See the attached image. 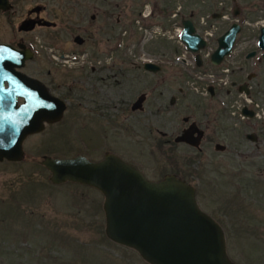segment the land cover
<instances>
[{
	"label": "rangeland",
	"instance_id": "obj_1",
	"mask_svg": "<svg viewBox=\"0 0 264 264\" xmlns=\"http://www.w3.org/2000/svg\"><path fill=\"white\" fill-rule=\"evenodd\" d=\"M36 3L46 4L49 10L57 8V0H20L17 10L0 15V40H27L33 36L46 40L45 28L30 33L18 29ZM145 5L153 11L149 17L143 15ZM98 6L101 34L104 38L112 34L117 44L113 59L104 58L103 62L113 66L112 75L120 67L129 73L125 97L134 101L142 92L149 94L145 111L148 139L142 143L151 165L149 174L155 175L153 164L157 161L178 162L182 168H190L188 181L196 188L200 206L223 226L230 259L238 264H259L258 260L264 264V59L258 46L264 25V0H98ZM237 7L240 13L235 15ZM89 8L90 12L97 11ZM109 11L114 13L108 20L104 13ZM43 15L47 16L46 12ZM182 17L201 21L214 32L208 49L212 53L220 35L234 22L242 25L233 52L222 65L206 61L204 66H194L191 54L175 36L176 23H181ZM158 28L163 35L153 33ZM41 49L42 55L48 52L46 47ZM253 50L258 51L257 55L247 58ZM124 56L127 60L122 59ZM146 60L162 65V70H145ZM84 63L90 65L87 60H58L57 76L78 80ZM208 74L215 78L208 80ZM124 80L122 75L113 77L116 103ZM209 83L217 85L219 97L205 94ZM243 83L250 86V94L238 90ZM75 87L63 121L29 135L22 161L0 162V264H150L134 249L107 236L104 196L99 191L72 181L54 184L51 171L42 163L46 156L85 154L95 160L102 155L103 149L93 148L100 141L99 133L95 136L90 125V130L82 127L84 121L95 118L90 111L93 107L89 104L85 110L78 109L81 92L78 83ZM90 93L93 97L94 92ZM172 96L176 97L174 106L158 109L157 105H170ZM247 98L258 103L259 114L253 119L243 117L239 110ZM204 112H208L207 132L212 139L204 155L184 146L173 151L159 147L160 130L172 133L169 138L173 139L186 126L185 116ZM248 133L258 135V140L247 138ZM116 139L130 141L124 133ZM131 140L134 145L139 143L135 137ZM217 142L226 148L215 149ZM243 187L248 188L245 192L249 195L245 219Z\"/></svg>",
	"mask_w": 264,
	"mask_h": 264
},
{
	"label": "water",
	"instance_id": "obj_2",
	"mask_svg": "<svg viewBox=\"0 0 264 264\" xmlns=\"http://www.w3.org/2000/svg\"><path fill=\"white\" fill-rule=\"evenodd\" d=\"M0 8L9 9L8 0H0ZM239 13L235 8L234 14ZM183 24L181 38L188 49L197 53V65L202 66L200 50L207 46V41L196 31L192 19H184ZM33 27L34 23L29 28ZM241 30L242 25L234 22L219 36L211 56L214 65H220L232 53ZM258 46L264 50V25ZM256 53L252 51L247 57ZM32 55L30 50L0 43V162L22 161L26 138L43 131L46 122L61 120L66 109L64 100L52 96L40 81L19 70ZM144 67L152 72L161 70L154 62H146ZM145 96L138 98L133 109L142 108ZM242 113L249 118L255 116L248 107ZM195 130L193 125L189 126L176 141L199 146L203 131L194 137ZM225 148L223 144L217 145L218 150ZM42 163L51 171L54 184L73 181L100 189L105 195L107 236L135 249L150 264H238L228 255L223 226L200 206L196 188L186 180L168 175L161 181H152L114 154L100 161L82 154L46 156Z\"/></svg>",
	"mask_w": 264,
	"mask_h": 264
},
{
	"label": "flooded vegetation",
	"instance_id": "obj_3",
	"mask_svg": "<svg viewBox=\"0 0 264 264\" xmlns=\"http://www.w3.org/2000/svg\"><path fill=\"white\" fill-rule=\"evenodd\" d=\"M19 2L20 0H8V5H10V8L7 10L0 8V15H9V13L17 10V5L19 4ZM89 7L95 8V10L97 11L90 12ZM148 8L151 9L150 5H145L143 13ZM179 10L178 12H176L177 14L180 12ZM44 12H46L47 16L43 15ZM98 12H100L98 0L93 2H87L86 0H57V8L53 10H49L46 4L36 3L34 6L28 9L29 15L21 21L18 29L20 32L30 33L38 29L45 28L46 30L43 34H45L46 40L42 42L41 38L39 39L38 36L34 38L35 36H33L30 37V39L27 38V40L25 37H20L19 39L12 41L0 40V43L9 44L17 50H30L33 55L31 56V58L26 60L24 66L22 68H19V70L27 74L28 76L40 81L49 94L59 97L66 102V109L64 111L62 119L56 122H46L45 128H47V126L57 125L63 121V118L65 117L68 110L69 102L71 100V93L74 88L76 89L75 85L78 83L79 88H77L80 89L81 92L80 96L78 97V109L85 110L89 107V104H91L93 108L90 109V111H92V113L95 115L94 119L84 121L82 123V127L90 130V128H87V125H90L94 128H92L91 131L95 133V136L97 133H99L98 136L100 141L95 142L93 148L98 150L103 149L101 157H99L98 159L96 158L94 161L103 160L108 154H114L122 158L124 161L135 166L148 179L152 181H161L168 175H176L177 177L182 178L189 183L188 177L189 174L192 173L191 169H187L186 167L182 168L178 162L162 164L157 161L155 165L153 164L155 175L151 176L149 174L148 167H151L150 161L145 157L142 149V143L145 142V139H148V116L145 111L146 103L149 100V94L147 92H142L134 101L131 100V98L125 97L123 91L128 88L129 73H127L123 70L122 67H120V70L117 72V74L115 73V75H112L113 66L106 65V63L103 62L102 59L104 58L113 59V53L116 52L117 44L114 43L115 40L112 38V34H107L106 38L102 36L101 25L99 24L100 16L98 15ZM107 13L108 12H105L104 14L106 15V18L108 17L109 20L114 12L109 11V14ZM182 19H184V17H182ZM119 20L120 18H118V21ZM46 21H49L50 23H46ZM32 23H34V27L30 29L29 27L30 25H32ZM108 25L109 24H107L106 27H108ZM41 47H46L48 49V52H45L42 55L43 51ZM187 53L191 54L190 52ZM249 53H247V55ZM263 53L264 50H262V58L264 59ZM207 54V49L203 50L201 53V57L204 62L202 66L207 63L206 61H210L211 59H209L210 56H207ZM204 56L207 58H204ZM69 58L78 61L87 60L90 63L89 66L86 65L87 63H84L81 66L82 71L78 80L61 79L57 76L59 70L58 60H66ZM122 59H126L125 56L122 57ZM144 64L145 62H143V67ZM160 66L162 70V65ZM227 70L228 69H226V71ZM117 75H122L125 80L120 84L121 92H119L118 95L119 102L116 103V101L114 100L115 94L113 90L115 89L117 84H115V82L113 81V77H116ZM250 76L251 75H249V77ZM199 77L201 76L199 75ZM207 77L208 80H211L210 78L213 77L214 79L215 75L208 74ZM232 85L234 87L236 86L235 83ZM211 86L213 87L212 89H210ZM216 87L217 85H211L210 83L205 85V94L209 95L213 99L219 97L221 94ZM247 88L249 89V93L247 94H250L251 88L247 83L238 85V90L241 94L242 92L246 93ZM92 91L94 92L93 97H91L92 94L90 93ZM160 92L163 96L164 91L161 90ZM143 94H145L146 96L142 108L133 109L134 103ZM104 98H107L109 102L106 103ZM172 99H174L173 103ZM22 102L23 99L20 98L19 103ZM175 102L176 97L172 96L170 99V105H157V107L158 109L163 111L164 108H170L171 106H174ZM257 104L258 103H256V105ZM253 111L255 112V117H257V108L255 107ZM185 118L188 119L185 120ZM183 120L186 123V126L183 127L179 134L173 136V139L169 138L170 135H173L172 133L162 130L159 131V133L162 135L161 139H159V147L163 150L167 149L173 151V148L184 146L196 150L195 154L204 155L206 153V149L208 148V142H212V139L208 136L207 132V127L210 124L208 112H204L201 115H193V117L185 116ZM191 125L196 128L194 137H197L200 134V131H203L199 146H195L187 142L176 141V137L182 134L183 131ZM123 133L128 136L130 141H117L116 138L121 137ZM117 134H120L119 137L117 136ZM250 134H252V137H255V141L258 140V135L254 133H248L246 137L251 139ZM133 137L137 138V142H139H136L137 145L131 143V139ZM196 141L197 139H195V142ZM218 144L221 143H215V149H217ZM88 158L92 160V158ZM191 160L192 159H190V161ZM156 173H158V175ZM79 184L90 188L92 187L95 190L99 191L104 196L102 204L104 209V193L97 187L88 184ZM246 189L248 188H242V211H244L246 202L249 201V195H246ZM244 213L242 216L243 219H245L246 217V212L244 211ZM244 234L245 232L242 231V236H244ZM255 235L256 238L259 239V234L255 233ZM259 261L260 260H258L257 263L262 264Z\"/></svg>",
	"mask_w": 264,
	"mask_h": 264
},
{
	"label": "built area",
	"instance_id": "obj_4",
	"mask_svg": "<svg viewBox=\"0 0 264 264\" xmlns=\"http://www.w3.org/2000/svg\"><path fill=\"white\" fill-rule=\"evenodd\" d=\"M181 31V28H177V32L179 33ZM212 33H211V31H206L205 32V35L206 36H210Z\"/></svg>",
	"mask_w": 264,
	"mask_h": 264
}]
</instances>
